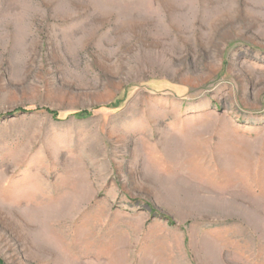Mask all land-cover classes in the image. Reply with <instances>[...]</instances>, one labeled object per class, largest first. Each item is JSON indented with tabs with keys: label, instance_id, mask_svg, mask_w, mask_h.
I'll return each mask as SVG.
<instances>
[{
	"label": "rangeland",
	"instance_id": "1",
	"mask_svg": "<svg viewBox=\"0 0 264 264\" xmlns=\"http://www.w3.org/2000/svg\"><path fill=\"white\" fill-rule=\"evenodd\" d=\"M0 264H264V0H0Z\"/></svg>",
	"mask_w": 264,
	"mask_h": 264
},
{
	"label": "trees",
	"instance_id": "2",
	"mask_svg": "<svg viewBox=\"0 0 264 264\" xmlns=\"http://www.w3.org/2000/svg\"><path fill=\"white\" fill-rule=\"evenodd\" d=\"M53 115H55V113H53Z\"/></svg>",
	"mask_w": 264,
	"mask_h": 264
}]
</instances>
